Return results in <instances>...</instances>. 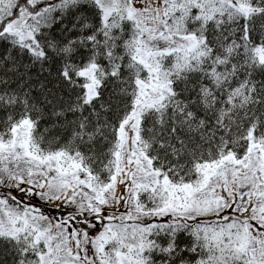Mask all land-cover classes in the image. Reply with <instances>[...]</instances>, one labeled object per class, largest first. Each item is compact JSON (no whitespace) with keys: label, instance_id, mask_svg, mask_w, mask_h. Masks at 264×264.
<instances>
[{"label":"snow or ice","instance_id":"6c2138e0","mask_svg":"<svg viewBox=\"0 0 264 264\" xmlns=\"http://www.w3.org/2000/svg\"><path fill=\"white\" fill-rule=\"evenodd\" d=\"M0 264H264V0H0Z\"/></svg>","mask_w":264,"mask_h":264}]
</instances>
